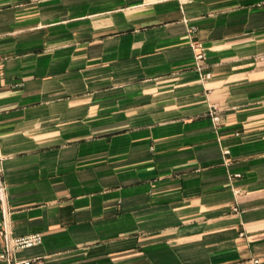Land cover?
<instances>
[{
	"label": "crops",
	"instance_id": "1",
	"mask_svg": "<svg viewBox=\"0 0 264 264\" xmlns=\"http://www.w3.org/2000/svg\"><path fill=\"white\" fill-rule=\"evenodd\" d=\"M3 233L42 237L12 262L264 264V0H0Z\"/></svg>",
	"mask_w": 264,
	"mask_h": 264
},
{
	"label": "built area",
	"instance_id": "2",
	"mask_svg": "<svg viewBox=\"0 0 264 264\" xmlns=\"http://www.w3.org/2000/svg\"><path fill=\"white\" fill-rule=\"evenodd\" d=\"M197 59H201V56H198ZM215 110H216L215 107H213L212 112H214ZM213 119L215 121L218 120V118L215 115L213 116ZM2 236L4 239V246L0 253L1 260L5 261L7 264H39L38 260L12 262L10 259V255L15 251L33 248L41 244L42 237L40 234H33L19 238H11L6 233H3Z\"/></svg>",
	"mask_w": 264,
	"mask_h": 264
}]
</instances>
